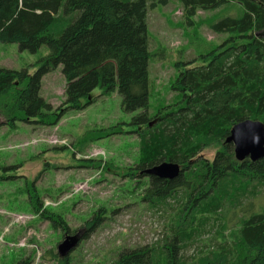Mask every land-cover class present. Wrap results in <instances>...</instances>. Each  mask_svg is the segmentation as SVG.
Masks as SVG:
<instances>
[{
	"label": "trees",
	"instance_id": "1",
	"mask_svg": "<svg viewBox=\"0 0 264 264\" xmlns=\"http://www.w3.org/2000/svg\"><path fill=\"white\" fill-rule=\"evenodd\" d=\"M147 2L0 0V42L18 43L32 52L49 48L35 74L0 67V113L12 128L30 121L55 125L67 108L92 104L96 88L106 96L117 92L125 111L143 110L134 118L143 127L137 130L139 168L172 161L184 172L174 179L149 176L144 193L151 206L165 210L169 199L177 200L180 221L172 233L157 245L124 249L113 264H264V210L243 204L252 182L264 181V158L239 161L233 144L226 142L236 123L264 122V0H180L190 23L198 10L219 9L205 23L213 32L229 35L187 67L177 63L172 87L178 99L164 106L169 111L158 107L152 116ZM58 65L66 79V99L56 111L40 88L42 75ZM152 118L157 119L154 125ZM207 147H218L213 160L197 156ZM230 206L242 209L238 226L228 236L220 234L223 241L217 245L203 246L196 258H185L181 250L191 240L189 229L215 220ZM34 210L43 215L40 208ZM101 213L87 221L88 231L100 224ZM47 219L68 231L60 215Z\"/></svg>",
	"mask_w": 264,
	"mask_h": 264
},
{
	"label": "rangeland",
	"instance_id": "2",
	"mask_svg": "<svg viewBox=\"0 0 264 264\" xmlns=\"http://www.w3.org/2000/svg\"><path fill=\"white\" fill-rule=\"evenodd\" d=\"M147 8L152 116L158 107L169 111L164 106L178 99L172 87L177 63L187 67L229 34L215 33L205 23L219 9L198 10L190 23L180 0H148ZM48 53L47 45L32 52L18 43L0 42V67L32 75ZM65 88L62 65L42 75L40 95L53 110L64 107ZM92 97L96 100L84 109L67 108L55 125L30 121L12 128L0 113V264H113L124 249L164 242L180 221L177 200L169 199L165 210L144 199L150 178L139 168L140 127L134 121L143 110L125 111L117 92L106 96L96 88ZM151 120L152 125L157 122ZM217 151L207 147L197 156L213 160ZM248 191L243 204L263 211L264 181L255 179ZM231 208L209 224L197 222L189 229L191 240L181 250L185 258H196L203 246L217 245L223 232L228 236L238 226L242 209ZM99 211L100 224L90 232L87 221ZM58 215L68 231L47 219ZM66 234H78L79 241L62 257L58 245Z\"/></svg>",
	"mask_w": 264,
	"mask_h": 264
},
{
	"label": "water",
	"instance_id": "3",
	"mask_svg": "<svg viewBox=\"0 0 264 264\" xmlns=\"http://www.w3.org/2000/svg\"><path fill=\"white\" fill-rule=\"evenodd\" d=\"M227 143H232L234 155L237 160L246 159L255 162L264 158V122L260 120L245 119L236 123L226 138ZM146 174L159 178L174 179L183 170L181 165L172 161H163L145 169ZM79 241L78 234H66L58 245L59 254L65 257L76 247Z\"/></svg>",
	"mask_w": 264,
	"mask_h": 264
},
{
	"label": "flooded vegetation",
	"instance_id": "4",
	"mask_svg": "<svg viewBox=\"0 0 264 264\" xmlns=\"http://www.w3.org/2000/svg\"><path fill=\"white\" fill-rule=\"evenodd\" d=\"M142 172H145V169H144V170H142ZM144 174H146V172H145ZM147 176H151V175H148V174H147Z\"/></svg>",
	"mask_w": 264,
	"mask_h": 264
}]
</instances>
